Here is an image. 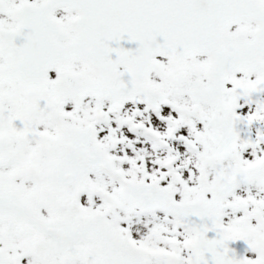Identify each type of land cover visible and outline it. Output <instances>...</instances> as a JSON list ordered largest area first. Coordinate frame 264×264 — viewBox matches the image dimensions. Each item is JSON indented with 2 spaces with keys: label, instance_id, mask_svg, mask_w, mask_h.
<instances>
[{
  "label": "snow or ice",
  "instance_id": "snow-or-ice-1",
  "mask_svg": "<svg viewBox=\"0 0 264 264\" xmlns=\"http://www.w3.org/2000/svg\"><path fill=\"white\" fill-rule=\"evenodd\" d=\"M0 264H264V0H0Z\"/></svg>",
  "mask_w": 264,
  "mask_h": 264
}]
</instances>
